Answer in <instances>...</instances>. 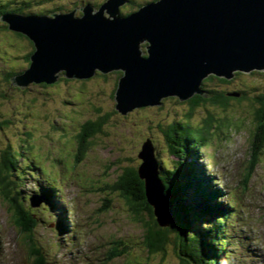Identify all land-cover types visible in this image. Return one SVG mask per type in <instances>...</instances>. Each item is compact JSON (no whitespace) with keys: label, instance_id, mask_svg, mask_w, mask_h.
Masks as SVG:
<instances>
[{"label":"rangeland","instance_id":"1","mask_svg":"<svg viewBox=\"0 0 264 264\" xmlns=\"http://www.w3.org/2000/svg\"><path fill=\"white\" fill-rule=\"evenodd\" d=\"M86 1L95 5L101 0L0 3L21 7L22 13H39L57 7H80ZM136 1L144 4L152 0ZM31 49L28 39L16 36L6 27L0 31V122L8 121L0 129V153L9 146L15 148L21 177L12 173L20 187L13 188V193L19 190L24 207H32L33 197L42 201L32 208L39 214L34 238L43 249L45 264H180L172 236L164 248L149 250V214L144 211L138 215L132 201L115 184L123 166L141 163L138 153L150 136L157 145L159 160L174 166L157 124L182 119L188 105L169 99L163 107L136 108L123 115L115 109V93L112 94L121 76L115 72L108 77L97 75L84 83L73 80L70 84L21 90L12 84L8 74L29 66L26 54ZM218 83L214 80L206 85L213 87ZM219 87L230 92L244 89L250 98L233 102L228 111L212 109L211 105L198 106L191 118L192 136L209 140L187 161L193 162L196 172L211 177L213 187L221 189L224 203L233 201L234 209L223 233L224 238H229L223 264H264V143L253 142L260 127L253 111L260 106L257 96L264 93V70L241 73ZM210 111L217 118L211 129L202 125ZM107 112L110 121L91 138L88 149L80 153L76 135L82 124ZM200 125L202 131L197 128ZM254 150L258 155L252 161ZM251 163L255 167L249 172ZM45 187L57 189L50 201L42 197ZM59 219L66 223L64 231L57 228ZM116 246H125L126 253L108 260L109 252ZM0 264H40L15 226L9 200L1 189Z\"/></svg>","mask_w":264,"mask_h":264},{"label":"water","instance_id":"2","mask_svg":"<svg viewBox=\"0 0 264 264\" xmlns=\"http://www.w3.org/2000/svg\"><path fill=\"white\" fill-rule=\"evenodd\" d=\"M127 2L87 3L82 15L77 9L3 13L0 20L35 45L31 64L12 84L25 88L55 83L62 75L89 79L121 71L114 99L116 109L128 114L161 105L169 96L184 101L206 95L203 85L210 75L232 79L239 71L264 70V0H154L124 14ZM139 157L149 200L160 224L168 225L173 204L151 139ZM41 202L31 198L33 206Z\"/></svg>","mask_w":264,"mask_h":264},{"label":"trees","instance_id":"3","mask_svg":"<svg viewBox=\"0 0 264 264\" xmlns=\"http://www.w3.org/2000/svg\"><path fill=\"white\" fill-rule=\"evenodd\" d=\"M104 1L105 0H101L99 2L95 1V6L99 7ZM25 2L29 3V1ZM139 3L140 2L136 0H128V2L122 6V11L124 14H129L143 5ZM91 4L94 3L91 2ZM135 6H138V8ZM8 9L16 10L18 12L23 11L21 7L12 8L6 3H0V17L2 13L8 11ZM63 9L67 10L70 8ZM40 13L41 11L37 14ZM0 23L2 24L3 22ZM7 25H3L1 31L5 30V27L9 29V26ZM11 31H13L16 36L28 39L29 44L32 46L31 51L26 54V59L29 61L30 65L31 55L35 50L33 41L25 34L14 30ZM21 71H12L8 74V76L11 79L14 75L20 73ZM257 71L261 70H253L248 73H255ZM114 72L120 75L122 73L121 71H112L109 73L98 72L94 77L97 75L108 77L110 74H115ZM241 73L244 72H237L232 79L210 75L204 80V84L213 82L214 80H217L219 83L213 87L204 85L203 88L205 89L206 95L196 94L192 98L184 101L179 97L169 96L164 98L163 103L160 105V107H163L169 99H174L188 105V109L183 112L182 119L173 118L168 122H159L157 124L165 136L168 151L174 160V166H170L166 163L164 164L162 159L159 160L157 145L151 136L147 138L152 140L155 147V154L161 165V177L164 180L166 186V195L173 204V217H171L172 220L168 225L160 224L157 215L155 214V206L149 200L145 179L139 173L140 165L142 163L139 153L138 157L141 159V163L138 165L130 164L123 166V172L115 184V186L120 188L123 194H125L128 199L132 201V206L138 215L142 214L144 211L149 214V227L147 231V244L149 246V250L155 251L164 248V245L169 240V237L172 236L175 248L177 250V255L180 259V264H223L225 260L228 241L226 244L224 243L223 233H225V226L228 223V219L231 217L232 211L234 209L233 201L228 200L227 203H224V201L221 200L223 199L221 189L213 187L210 181L211 177H209L207 173L196 172L193 162L190 161V164L187 161V157L190 155L194 156L197 153L198 148L200 146L203 147L204 141L209 140V137H206L205 140H201L195 136H192L194 132L191 128V126H193V121L191 118L198 106L205 105L207 108H209V105H211L212 109L220 107L222 110L228 111L229 106L233 104V102H239L250 98L247 97L246 90L244 89L230 92L226 88L219 87L220 84L232 82V80ZM89 79L68 78L62 75L55 83H31L25 88L20 86L18 87L21 90H26L29 88L31 89L32 86L52 87L59 84L61 85L62 82H67L70 84L73 83L71 82L73 80L84 83ZM115 84H118V81H116ZM114 93L115 91L112 92L113 95ZM231 93H238L239 95L235 96ZM256 99L260 106L256 108L253 113L256 121L260 122V127H258V131L254 135L253 142L255 143L257 140H260V145H262L264 143V93L258 95ZM97 110L99 111L100 109L97 108ZM120 113L123 114L122 112ZM216 119L217 118L214 116V111H210L208 112L202 125L204 126V124H206V126L211 129L213 121ZM109 121L110 113L107 112L100 114L97 119H89L82 124L80 132L76 135L80 141V153H83L88 149L92 143L90 142L91 138L96 136V133L101 132L103 125ZM7 122H0V129L3 127V124H7ZM202 125L197 126V128H199L201 131L203 130V128H201ZM13 150H15V148L9 146L0 153L1 193L9 200V207L13 215L14 224L27 240L28 248L32 257L34 260H37V263L45 264L46 262L43 260L46 257L43 253V249L39 247L37 241L34 238L35 230L40 224L39 214L35 212L34 208H32L36 206L31 204L32 207H24L20 201L19 190H16L13 193V188L16 189L19 187V184L18 181L13 178L12 173L17 172L21 177L18 169L19 161L14 155ZM255 155H258L257 150H254V160L252 161H255ZM254 167L255 165L251 163L249 172H251ZM245 180H249L247 176ZM56 191L57 189L52 187H45L43 190L44 196L42 197H45L48 201H50V198H53L56 195ZM53 205V208H56L55 204ZM65 225L66 223L63 221V219H59L57 221V228L60 231H64V229H66ZM119 251H121V253H119ZM125 253L124 246L121 247V250L116 249L113 252L111 251L107 258L108 260L109 258L112 260L115 257H120ZM110 254H112L114 257Z\"/></svg>","mask_w":264,"mask_h":264},{"label":"flooded vegetation","instance_id":"4","mask_svg":"<svg viewBox=\"0 0 264 264\" xmlns=\"http://www.w3.org/2000/svg\"><path fill=\"white\" fill-rule=\"evenodd\" d=\"M87 3H91V1L89 2V1H86V2H84V5L85 4H87ZM83 5V6H84ZM83 6H74L73 8H70V9H63V8H57V9H54V10H50V11H42L40 14H51V13H55V12H67V11H71V10H73V9H77V15H82V11H81V8L83 7ZM12 11H16V10H12V9H8V11H5V12H12ZM5 12H3V13H5ZM16 12H18V11H16ZM2 13V14H3ZM1 22H3L1 25H0V31H1V28H3V25L4 26H6L7 25V23L6 22H4V21H1ZM8 26V25H7ZM207 84V83H206ZM206 84H204V85H206Z\"/></svg>","mask_w":264,"mask_h":264},{"label":"bare ground","instance_id":"5","mask_svg":"<svg viewBox=\"0 0 264 264\" xmlns=\"http://www.w3.org/2000/svg\"><path fill=\"white\" fill-rule=\"evenodd\" d=\"M194 160V159H193ZM91 191V190H90ZM202 199H205V198H202ZM102 208H104V207H102ZM101 208V209H102ZM95 214V213H94ZM224 238V237H223ZM116 239V238H115ZM229 239V238H228ZM228 239H226V238H224V243L226 244V242L225 241H229ZM119 241V240H118ZM122 241V240H121ZM108 242H109V240H108ZM111 242H113V241H111ZM117 242V241H116ZM105 243H107V242H105ZM118 243V242H117ZM104 244V243H103ZM105 245V244H104ZM103 245V246H104ZM113 245V244H112ZM118 246V245H117ZM117 246H116V248H117ZM95 247V246H94ZM93 247V248H94ZM100 247V246H99ZM99 247H98V249H99ZM112 247H110V249H111ZM118 249V248H117ZM92 250V249H91ZM121 250V249H120ZM82 251V250H81ZM104 251H106V250H104ZM83 252V251H82ZM91 252V251H90ZM113 252V251H112ZM115 252H117V251H115ZM114 252V253H115ZM103 253V252H102ZM110 253V252H109ZM119 253H121V251H119ZM84 254V253H83ZM117 254V253H116ZM110 255H112V254H110ZM98 256V255H97ZM113 256V255H112ZM84 257H85V255H84ZM111 257V256H110ZM114 257V256H113ZM93 258V257H92ZM98 258H99V256H98ZM106 258V257H105ZM90 260V259H89ZM101 260H102V256H101ZM97 261V260H96ZM104 261V260H103ZM98 262V261H97ZM94 263V262H93Z\"/></svg>","mask_w":264,"mask_h":264}]
</instances>
